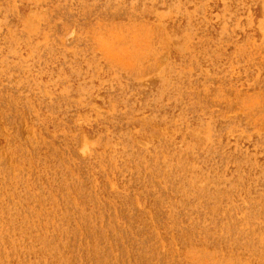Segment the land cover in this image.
Here are the masks:
<instances>
[{"label":"rangeland","instance_id":"obj_1","mask_svg":"<svg viewBox=\"0 0 264 264\" xmlns=\"http://www.w3.org/2000/svg\"><path fill=\"white\" fill-rule=\"evenodd\" d=\"M0 264H264V0H0Z\"/></svg>","mask_w":264,"mask_h":264}]
</instances>
